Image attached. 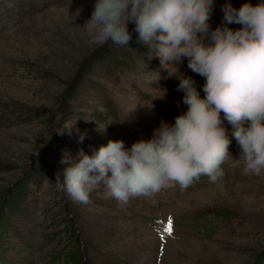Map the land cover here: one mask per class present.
Masks as SVG:
<instances>
[{"label": "rangeland", "instance_id": "rangeland-1", "mask_svg": "<svg viewBox=\"0 0 264 264\" xmlns=\"http://www.w3.org/2000/svg\"><path fill=\"white\" fill-rule=\"evenodd\" d=\"M95 2L0 0V264H258L264 258V174H242L227 120L231 158L215 183L201 176L187 188L173 185L126 204L103 189L91 193L88 204L57 189V172L68 166L60 163L65 154L78 162L81 150L92 155L109 140L131 148L151 139L162 120L174 123L187 111L179 80L143 43L116 45L110 58L85 67L98 48L113 44L89 36L85 24ZM248 2L260 0H213L210 29L223 23L225 5L238 9ZM182 61L180 72L203 96L205 79ZM157 70L159 80L151 73ZM74 82L79 89L69 96ZM51 123L62 135L73 123L74 137L58 141ZM98 124L106 129L98 131ZM44 155L57 170H45L18 197L17 186L38 171ZM206 191L209 199L191 200Z\"/></svg>", "mask_w": 264, "mask_h": 264}, {"label": "clouds", "instance_id": "clouds-1", "mask_svg": "<svg viewBox=\"0 0 264 264\" xmlns=\"http://www.w3.org/2000/svg\"><path fill=\"white\" fill-rule=\"evenodd\" d=\"M212 4L96 0L85 24L92 42L128 46V26L134 23L138 41L155 52L169 77L179 80L177 90L184 93L187 111L174 123L162 120L151 139L138 140L131 148L123 140H109L92 155L81 150L78 162L65 154L60 163L68 166L57 172L55 183L73 202L88 204L91 193L103 189L106 197L126 204L173 185L187 188L201 176L217 182L231 158L224 120L233 127L242 174H264V0L238 9L225 5L224 21L214 30L208 24ZM231 24L242 26L233 29ZM182 57L205 79L203 96L196 81L180 72ZM151 73L159 80V70ZM72 124L64 128L71 132ZM105 129L98 124V131Z\"/></svg>", "mask_w": 264, "mask_h": 264}, {"label": "trees", "instance_id": "trees-1", "mask_svg": "<svg viewBox=\"0 0 264 264\" xmlns=\"http://www.w3.org/2000/svg\"><path fill=\"white\" fill-rule=\"evenodd\" d=\"M129 31L132 34L131 40L129 41V45L128 46H124V47H134V48H140V42L138 41V33L135 31V25L132 26ZM133 43H136L133 44ZM116 45L115 44H105L104 46L98 48L94 54L89 57L88 59H86V63H85V67L89 69V67H91L92 65H94L95 63H102L103 61L107 60L108 58H110V55H113L114 52L116 51ZM140 50V49H139ZM116 61L113 62V64L116 66L117 64ZM79 89V82H74L71 87L68 89V93L69 96H74L77 91ZM221 115L223 116V113H221ZM225 121L224 120V127H225ZM51 133H53L56 137V139L58 141H64L67 142L66 139L70 140L69 137L73 138L74 134L73 132H69L66 131L64 132V134L62 135V133L58 130V128H56V126H54V124L51 123ZM47 169H52V170H57V164L56 161L54 159H52L51 155H48L47 159L46 156L44 155L40 161H39V167H38V171L36 173H32L29 174L26 179L24 181L21 182V184H19L17 186V192H18V197L20 194H23L24 192V188L32 181H38V179H43L44 176V172ZM16 195L13 196L10 199V204H11V208H14L15 206H17V197ZM1 220L5 218V214H2L0 216ZM78 247H80V245H77ZM75 255V254H74ZM74 257V256H73ZM75 259H76V255H75ZM258 264H264V258L262 260L259 261Z\"/></svg>", "mask_w": 264, "mask_h": 264}, {"label": "bare ground", "instance_id": "bare-ground-1", "mask_svg": "<svg viewBox=\"0 0 264 264\" xmlns=\"http://www.w3.org/2000/svg\"><path fill=\"white\" fill-rule=\"evenodd\" d=\"M209 191L199 193L198 195H195L191 200L195 203H201L206 199H209Z\"/></svg>", "mask_w": 264, "mask_h": 264}, {"label": "snow or ice", "instance_id": "snow-or-ice-1", "mask_svg": "<svg viewBox=\"0 0 264 264\" xmlns=\"http://www.w3.org/2000/svg\"><path fill=\"white\" fill-rule=\"evenodd\" d=\"M171 230H172V227H171V218L169 217V223H168V228H167V231L169 234H171Z\"/></svg>", "mask_w": 264, "mask_h": 264}]
</instances>
